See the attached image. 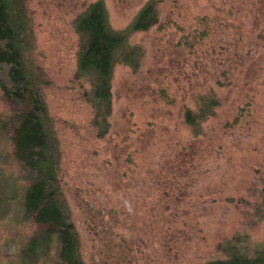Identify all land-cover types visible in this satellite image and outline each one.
<instances>
[{"label": "rangeland", "instance_id": "374dc122", "mask_svg": "<svg viewBox=\"0 0 264 264\" xmlns=\"http://www.w3.org/2000/svg\"><path fill=\"white\" fill-rule=\"evenodd\" d=\"M95 1L23 0L25 58L48 82L84 264H204L236 236L264 245V0H157L156 25L128 38L143 51L138 69L114 67L101 138L89 82L73 78L72 22ZM102 1L110 26L123 30L149 0ZM199 96L218 106L194 129L184 115L198 112ZM9 117L0 91V264H23L35 227L22 221L26 182Z\"/></svg>", "mask_w": 264, "mask_h": 264}, {"label": "trees", "instance_id": "16d2710c", "mask_svg": "<svg viewBox=\"0 0 264 264\" xmlns=\"http://www.w3.org/2000/svg\"><path fill=\"white\" fill-rule=\"evenodd\" d=\"M156 2L149 0L123 30L110 26L102 0L89 3L72 22L78 38L73 78L89 82L90 89L84 96L93 109L92 124L99 138L108 132L114 67L138 69L143 51L140 46H131L128 38L156 25ZM29 26L23 0H0L1 100L10 113L7 124L13 157L26 182L21 198L22 221L35 227L20 257L23 264H84L62 189L61 153L44 99L48 82L41 70L25 58ZM197 106L196 114L187 110L184 115L185 123L194 129L213 115L218 102L199 96ZM217 248L223 258L204 264H264V245H251L246 236L224 240Z\"/></svg>", "mask_w": 264, "mask_h": 264}]
</instances>
